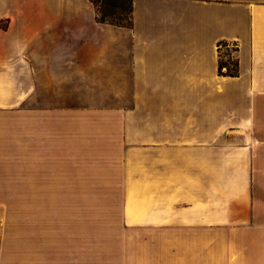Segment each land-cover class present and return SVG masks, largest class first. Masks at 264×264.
<instances>
[{
	"label": "crops",
	"instance_id": "0c3cea01",
	"mask_svg": "<svg viewBox=\"0 0 264 264\" xmlns=\"http://www.w3.org/2000/svg\"><path fill=\"white\" fill-rule=\"evenodd\" d=\"M130 21L0 0V191L79 192L63 232L44 209L0 234V264H264V0H131Z\"/></svg>",
	"mask_w": 264,
	"mask_h": 264
},
{
	"label": "rangeland",
	"instance_id": "374dc122",
	"mask_svg": "<svg viewBox=\"0 0 264 264\" xmlns=\"http://www.w3.org/2000/svg\"><path fill=\"white\" fill-rule=\"evenodd\" d=\"M127 6L128 1L124 0V7ZM108 8L110 9V7ZM120 12L118 7L113 9V14L115 16H118ZM124 17L121 21L124 20ZM227 50L229 49L227 48ZM226 53V49L222 48L219 54L221 60H227L228 56ZM33 194H37V192L14 190L0 191V234H16L18 231L17 229L21 228L26 222L29 223L25 224V226L34 220L44 221V219L49 216V214L43 211L44 209H50L54 212L51 213V216L56 220L54 227H56V234H59V232H63L65 226H67L66 220L71 215L70 212L74 209L77 211L79 209V206H76L77 199L75 198L79 192H56V201H50L51 204L48 205L51 208L46 207V200L44 207L39 205V203L42 202L41 200L39 203H33ZM19 224L21 225L18 226ZM71 225L73 226V224ZM122 227L123 224L83 222V234H111L113 230L122 231ZM134 229L135 228L132 230L134 231ZM131 231L126 229V232H121V234H131Z\"/></svg>",
	"mask_w": 264,
	"mask_h": 264
},
{
	"label": "trees",
	"instance_id": "16d2710c",
	"mask_svg": "<svg viewBox=\"0 0 264 264\" xmlns=\"http://www.w3.org/2000/svg\"><path fill=\"white\" fill-rule=\"evenodd\" d=\"M94 9L96 14V20L101 23H109L117 26H125L128 27L131 24L130 21V11H131V0L128 1V6L124 7V0H89ZM110 7V9L108 8ZM119 8L120 13L118 16H115L113 14L114 8ZM125 16V17H124ZM124 17V20L121 21ZM227 43L226 42H220L219 46L226 49L228 56L227 60H221L219 58L218 62V71L222 74H227L230 76H234L237 73V67H236V59H234L229 50L226 48Z\"/></svg>",
	"mask_w": 264,
	"mask_h": 264
},
{
	"label": "built area",
	"instance_id": "2783aa9c",
	"mask_svg": "<svg viewBox=\"0 0 264 264\" xmlns=\"http://www.w3.org/2000/svg\"><path fill=\"white\" fill-rule=\"evenodd\" d=\"M230 46V45H229Z\"/></svg>",
	"mask_w": 264,
	"mask_h": 264
}]
</instances>
